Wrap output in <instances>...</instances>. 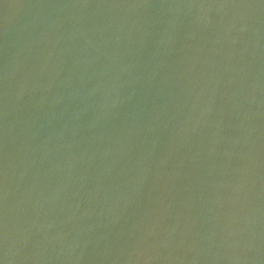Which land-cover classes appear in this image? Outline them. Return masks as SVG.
Wrapping results in <instances>:
<instances>
[{
  "label": "water",
  "instance_id": "95a60500",
  "mask_svg": "<svg viewBox=\"0 0 264 264\" xmlns=\"http://www.w3.org/2000/svg\"><path fill=\"white\" fill-rule=\"evenodd\" d=\"M0 264H264V0H0Z\"/></svg>",
  "mask_w": 264,
  "mask_h": 264
}]
</instances>
